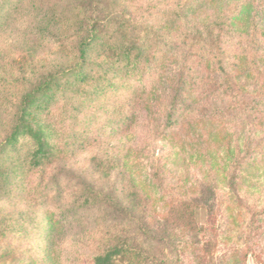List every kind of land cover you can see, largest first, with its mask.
<instances>
[{"label": "rangeland", "instance_id": "1", "mask_svg": "<svg viewBox=\"0 0 264 264\" xmlns=\"http://www.w3.org/2000/svg\"><path fill=\"white\" fill-rule=\"evenodd\" d=\"M72 1L0 0V140L18 98L44 77L59 82L35 113L50 127L54 162L28 170L33 145L25 139L1 156L18 176L0 195L1 213H10L8 226L0 223V258L11 245L18 264H91L124 246L132 252L114 264H264V149H255L264 138V66L249 64L254 53L264 58V0H120L121 21L136 27L134 46L121 62L108 59L114 68L130 63L125 79L92 97L96 84H82L69 99L64 83L72 77L61 73L74 37L63 35L60 15ZM233 34L224 46L226 82L210 44ZM253 40L261 51L250 49ZM245 46L249 69L238 75L232 58ZM178 87L181 103L167 120ZM203 178L215 184L214 196L200 197ZM52 212L60 224L49 232ZM46 241L55 244L54 259Z\"/></svg>", "mask_w": 264, "mask_h": 264}, {"label": "trees", "instance_id": "2", "mask_svg": "<svg viewBox=\"0 0 264 264\" xmlns=\"http://www.w3.org/2000/svg\"><path fill=\"white\" fill-rule=\"evenodd\" d=\"M123 8L124 6L121 4L120 0H73L68 7L63 8L65 14H61L60 17L65 15L67 18L65 23L66 28H62L64 30L62 33L63 35H66V38H69V33L72 32V37H74V44L72 43V45H70V51L74 52V56L69 62L70 64H66L64 67L65 69H63L64 71L61 73L64 76L63 80L66 79V76L67 78L72 77V79H66L64 83L67 90L70 92L69 99H72L80 92V85L82 84H96L95 88L90 90L87 94L89 97H92L93 95L102 94L107 88H112L115 86L117 80L126 77L128 70L125 68H127L130 63L125 65L121 64L117 66V68H114L113 63L108 59L110 56H115L118 62H121L122 57L119 55H123L125 58V56L131 53V50L134 46V43L128 44V41L133 39L132 32L136 30V27L133 25L129 29L125 24L127 20L121 21L122 19L120 18V15L125 13V9L121 14L118 13ZM72 16H74L75 20V24L73 25L69 22L70 19H73ZM176 17L178 20L181 18V15L178 11L176 12ZM46 32V28L40 29L39 31L40 34H45ZM210 33L211 35L221 36L220 33H215L212 29L210 30ZM234 36L235 34L232 36H227L229 39L228 41H220V39L214 38L210 44V52L215 59L214 64L216 65L217 69L221 71V75L223 76L224 80H226V82H228L229 73L225 70L224 65L225 61L228 59L227 57L230 55V47L227 46L226 49L224 46H226L230 41L234 40ZM209 42L210 40L208 43ZM236 45L238 50L243 49L242 47H244L243 45H240L239 42H237ZM26 47H28V43H26ZM63 47H65V45ZM94 47H100L99 50L100 53H102H96L95 57L98 59L97 62H90V60L94 59L93 56L91 58L89 57L91 55L90 52H94ZM250 49L258 52L259 50L261 51L263 49V45H261L260 42L253 40L250 44ZM246 51H248V49L245 46V50L242 51L243 53L241 52V54L234 55L232 58L235 65V67H233L235 74L242 75L247 69H249L246 67L250 63H255L256 61L257 63L260 62L261 66H264V64H262L264 63V58L262 56L259 57L254 52L253 53L255 56H253V59H251L248 64ZM233 53L235 54L236 52ZM137 55L135 56L137 57ZM244 55L245 57H243ZM100 56H105V58L101 59ZM254 58H256V60ZM111 69L115 70L112 71ZM135 70L136 68H134L132 71ZM110 72L114 73L113 78L108 77ZM58 83L59 82L56 77L50 76L49 80H46L44 77L41 82L37 83L33 88L29 89L20 98H18L12 118H9L10 121H8L5 125L6 133L0 140L1 196H5L8 193V188H11L14 178L18 176L16 167L12 165V162L7 165L5 163L7 160L1 156L6 153L7 149H10L11 151L12 149L16 148L21 139H25L33 145V150L28 152L26 155L28 161V170H38L44 165L54 162L58 148L56 145H52L49 142L51 139L50 127L46 122L39 123V120L36 119L35 113L42 112L46 109V105L53 98L54 93L52 88L55 85L58 87ZM170 92V107L173 109V113H168L167 120L168 118L171 119V116H173L177 110V106L181 103L180 87L171 90ZM65 97L66 94L64 95V98ZM73 110L76 111L77 109L74 108ZM72 115L73 114H71V116ZM74 116L75 115L72 116L73 120L75 119ZM262 139L264 138L257 140L255 143V149L260 150L261 153L262 149H264L262 147L259 149V145H262ZM217 171L214 172V183L219 181V175ZM154 176H160V172L157 170V173L153 175V177ZM203 179V189L200 191V197H204V194L207 191L210 192L209 196H214L215 184L212 183V185H210L207 183L206 185V178ZM229 179L231 189H235V175ZM101 197L102 195L97 193V196L94 198L92 197L91 201L95 203L100 201L99 199ZM85 202L88 203V199H86ZM136 204L137 203L133 204V202H131V207H134ZM187 207L188 206H186V208ZM70 212L71 210L62 211L61 219H68ZM27 214V211L18 213V215L22 217L24 215L26 216ZM55 215L56 214L52 212L44 219L46 220V226L51 227L49 232L56 230L58 227L57 225L60 224V220L57 219ZM0 217V223L6 224L5 220L10 217V213H1L0 211ZM6 225L8 226V224ZM1 231L2 230L0 228V233H2ZM54 246L55 244L53 242L52 245L50 244L46 247L48 250L46 252L48 255L47 258H49L50 253L53 255V259L56 257ZM16 250L17 249L11 245L7 246L6 251L0 258L1 264H18L14 259ZM130 251L131 249L129 247H110L104 250V252L101 254L97 255L91 264H114L117 259L129 253ZM28 262V264H31L30 261Z\"/></svg>", "mask_w": 264, "mask_h": 264}]
</instances>
